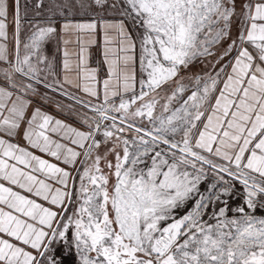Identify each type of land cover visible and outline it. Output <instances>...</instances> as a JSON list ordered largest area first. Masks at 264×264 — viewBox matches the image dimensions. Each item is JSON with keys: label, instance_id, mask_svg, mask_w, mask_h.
Instances as JSON below:
<instances>
[{"label": "snow or ice", "instance_id": "1", "mask_svg": "<svg viewBox=\"0 0 264 264\" xmlns=\"http://www.w3.org/2000/svg\"><path fill=\"white\" fill-rule=\"evenodd\" d=\"M0 264H264V0H0Z\"/></svg>", "mask_w": 264, "mask_h": 264}, {"label": "crops", "instance_id": "2", "mask_svg": "<svg viewBox=\"0 0 264 264\" xmlns=\"http://www.w3.org/2000/svg\"><path fill=\"white\" fill-rule=\"evenodd\" d=\"M72 39L74 40V37ZM59 47L62 49L63 45L61 44ZM54 49H55V53H56L55 54L56 70L59 72L60 71L61 61H62V51H57V44L55 43V41H54ZM68 49H69L70 52H75L76 51L75 43L68 45ZM92 51L94 53V55L92 57V61L94 62L95 59H98V56L95 55L96 49H92ZM70 75H74V74H70ZM47 111L51 112L53 115H57V116L60 115V113H58L55 108L48 107ZM61 118H63V117H61Z\"/></svg>", "mask_w": 264, "mask_h": 264}, {"label": "rangeland", "instance_id": "3", "mask_svg": "<svg viewBox=\"0 0 264 264\" xmlns=\"http://www.w3.org/2000/svg\"><path fill=\"white\" fill-rule=\"evenodd\" d=\"M48 53H49V55L50 56H52V55H54L55 56V49H54V42L52 43V44H49V46H48ZM96 60V59H95ZM94 60V61H95ZM196 70H198V69H196ZM57 99H59V97H57ZM65 103H68V101H65ZM49 107H51V108H55V105H51V106H49ZM56 109V108H55ZM89 115H91V113H89Z\"/></svg>", "mask_w": 264, "mask_h": 264}]
</instances>
